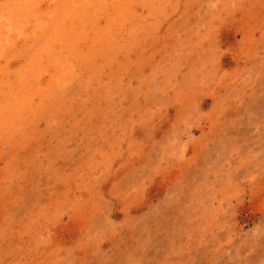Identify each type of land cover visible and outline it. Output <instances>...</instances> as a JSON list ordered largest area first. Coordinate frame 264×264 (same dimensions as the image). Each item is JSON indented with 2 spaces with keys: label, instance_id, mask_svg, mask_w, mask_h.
<instances>
[{
  "label": "rangeland",
  "instance_id": "obj_1",
  "mask_svg": "<svg viewBox=\"0 0 264 264\" xmlns=\"http://www.w3.org/2000/svg\"><path fill=\"white\" fill-rule=\"evenodd\" d=\"M0 264H264V0H0Z\"/></svg>",
  "mask_w": 264,
  "mask_h": 264
},
{
  "label": "bare ground",
  "instance_id": "obj_2",
  "mask_svg": "<svg viewBox=\"0 0 264 264\" xmlns=\"http://www.w3.org/2000/svg\"><path fill=\"white\" fill-rule=\"evenodd\" d=\"M18 32V31H17ZM20 86V85H19ZM7 99V98H6Z\"/></svg>",
  "mask_w": 264,
  "mask_h": 264
}]
</instances>
